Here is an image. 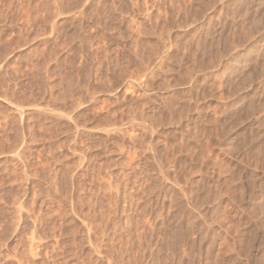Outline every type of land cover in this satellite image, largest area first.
<instances>
[{
	"label": "rangeland",
	"instance_id": "374dc122",
	"mask_svg": "<svg viewBox=\"0 0 264 264\" xmlns=\"http://www.w3.org/2000/svg\"><path fill=\"white\" fill-rule=\"evenodd\" d=\"M0 264H264V0H0Z\"/></svg>",
	"mask_w": 264,
	"mask_h": 264
},
{
	"label": "bare ground",
	"instance_id": "6f19581e",
	"mask_svg": "<svg viewBox=\"0 0 264 264\" xmlns=\"http://www.w3.org/2000/svg\"><path fill=\"white\" fill-rule=\"evenodd\" d=\"M53 26H54V25H53ZM54 30H55V29H54ZM10 104H11V103H10ZM14 106H15V105H14ZM14 109H15V108H14ZM16 109H17V108H16ZM16 109H15V110H16ZM18 109H20V108H18ZM22 111H24V110H22ZM17 113H19V111H17ZM20 113H21V111H20ZM22 113H24V112H22ZM20 115H21V114H20ZM30 244H31V242H30ZM32 245H33V244H32ZM30 246H31V245H30ZM29 250H30V249H29ZM30 253H31L32 255H34V257L36 256L35 254H33L34 252L32 253V251H30ZM32 257H33V256H32Z\"/></svg>",
	"mask_w": 264,
	"mask_h": 264
}]
</instances>
